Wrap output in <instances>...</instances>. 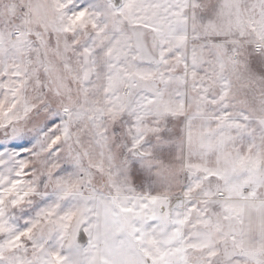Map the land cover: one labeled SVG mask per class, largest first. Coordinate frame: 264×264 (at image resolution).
<instances>
[{"label": "snow or ice", "instance_id": "1", "mask_svg": "<svg viewBox=\"0 0 264 264\" xmlns=\"http://www.w3.org/2000/svg\"><path fill=\"white\" fill-rule=\"evenodd\" d=\"M0 264H264V0H0Z\"/></svg>", "mask_w": 264, "mask_h": 264}]
</instances>
